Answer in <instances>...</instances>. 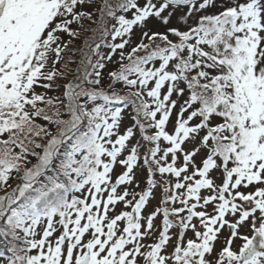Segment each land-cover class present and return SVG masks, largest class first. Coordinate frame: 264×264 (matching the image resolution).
<instances>
[{
    "label": "snow or ice",
    "instance_id": "6c2138e0",
    "mask_svg": "<svg viewBox=\"0 0 264 264\" xmlns=\"http://www.w3.org/2000/svg\"><path fill=\"white\" fill-rule=\"evenodd\" d=\"M96 4L0 0V264H264V0Z\"/></svg>",
    "mask_w": 264,
    "mask_h": 264
},
{
    "label": "rangeland",
    "instance_id": "374dc122",
    "mask_svg": "<svg viewBox=\"0 0 264 264\" xmlns=\"http://www.w3.org/2000/svg\"><path fill=\"white\" fill-rule=\"evenodd\" d=\"M112 2H113V4H115L118 2V0H112ZM141 2H143V0H141ZM98 4H99V0H97L96 5H93L91 8H88L87 10L93 11L95 9V7L98 6ZM129 16H130V14H129ZM176 22H177L176 20H173L172 24L175 25ZM84 24H85V28L87 29V31H83L77 39H75L71 43H69L68 47L62 53V57H63L62 60L57 65V68L64 72V78H57L55 81V84L60 85L61 87L54 88L53 90H48L46 92L44 89H41V88L36 89V91L38 93L45 92L46 98L62 97V94L64 91L63 85L67 84L69 81H72L74 76L78 75L77 68L80 64L81 59L84 56L89 54V48H88L89 44L93 45V47H94L95 43H99L100 48L98 51L102 55H105V54L110 52V49L107 47V43L112 42L111 37L110 36H102L99 31L94 32L93 29L97 28V25H95V24H90L88 21H85ZM149 26L153 30L164 31V27L162 25H160L159 22H156L154 19L152 22H150ZM73 27L75 28L76 26L73 25ZM109 27H110V25H109ZM63 39L65 41H67L69 38L65 35L63 37ZM139 39H140V29L135 28L134 32H133V36H132L133 44L139 42ZM116 42L117 43L120 42L119 39ZM128 50L129 49L126 46L125 51H128ZM97 58L98 57L93 56V59H97ZM118 59H119V56L117 53L114 55L113 61H116ZM66 63H67V67H65ZM106 65H107L106 69L104 70L105 83H107V72L110 70H117L119 67V65L115 62H106ZM39 106L44 107L43 104H41ZM121 107L124 109V111H123V123L125 125H130L132 123V120H131L132 110L130 107H126L123 105H121ZM53 110H54V108H50L48 110V114L51 115ZM64 118H66V117H64ZM37 123H40L44 126H47V122L42 120V119H39V118L37 119ZM133 143H134V141H133ZM32 160L34 163L35 162L34 158H32ZM117 170H119V169H117ZM144 175H145L144 173H138V179L136 181V184L130 186V190H135L136 192H139L146 187V181L144 179ZM156 179L159 183H162V181L160 180V177L158 175H157ZM10 183L15 185V181H10ZM153 191L158 198L163 195L162 190L159 188H154ZM0 194H3V193H0ZM152 204L155 205V200L152 201ZM121 208H123V205L117 206L118 210ZM209 210H211V209H209ZM110 215H111V213H110ZM156 225L158 227L161 225L160 219H157ZM241 232L250 235V232L248 231L247 228H242ZM227 235H228L227 230H225L224 234L220 238V241L217 242V249H219L221 247V245L223 244V241ZM240 243L241 242L239 240H237V241H235L234 246H238V245H240Z\"/></svg>",
    "mask_w": 264,
    "mask_h": 264
}]
</instances>
